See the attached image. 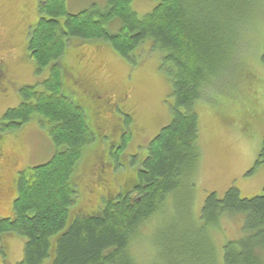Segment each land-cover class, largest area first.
Masks as SVG:
<instances>
[{
  "label": "trees",
  "instance_id": "trees-1",
  "mask_svg": "<svg viewBox=\"0 0 264 264\" xmlns=\"http://www.w3.org/2000/svg\"><path fill=\"white\" fill-rule=\"evenodd\" d=\"M131 1L105 0L102 9L92 4L77 13L67 11L65 0L37 1L27 54L37 73L48 68L47 76L40 87H18L20 102L2 114L0 134L36 119L56 150L46 162L18 171L11 214L0 215V238L12 233L24 239L15 264H135L131 246L140 238L142 224L163 211L170 195L175 200L194 188L201 156L194 103L234 54L238 29L246 26V16L254 18L255 0H157L141 17ZM115 22L113 32L109 25ZM71 39L103 41L123 58L151 41L162 53L174 99L170 121L147 143L139 161L138 185L133 187L137 195L103 196L96 210L74 215L78 195L73 173L94 136L82 109L63 90L59 61ZM109 159L115 166L117 154ZM262 163L264 134L246 174ZM224 215L242 216V234L223 245L222 264H264V186L258 194L243 196L234 185L222 197L206 195L200 213L201 248L197 241L182 251L175 248L169 264H217L206 228L216 227Z\"/></svg>",
  "mask_w": 264,
  "mask_h": 264
},
{
  "label": "rangeland",
  "instance_id": "rangeland-1",
  "mask_svg": "<svg viewBox=\"0 0 264 264\" xmlns=\"http://www.w3.org/2000/svg\"><path fill=\"white\" fill-rule=\"evenodd\" d=\"M37 1L0 0V68L6 81L5 89L0 87V119L8 108L19 104V86L40 87L47 76L48 68L37 73L27 54L28 32L37 19ZM65 3L69 13L92 4L99 9L105 6V0ZM156 3L132 0L131 7L141 17ZM255 3L254 18L246 16V26L238 29L234 54L194 103L201 154L194 188L189 194L182 191L176 201L170 195L163 211L142 224L141 236L131 246L135 264H169V253L175 248L184 250L188 242L197 241L201 248L200 213L208 193L222 197L234 185L243 196H250L264 186V163L246 174L254 166L264 134V0ZM116 27V22L109 25L113 32ZM161 56L149 40L139 44L129 58L121 57L103 41H69L59 61L63 90L82 109L94 136L73 173L78 197L72 215L94 211L103 196L114 194L119 187L129 188L136 180V167L147 143L170 121L174 99ZM121 127L129 136L123 149L118 137ZM55 150L36 119L0 134V215L11 214L18 171L46 162ZM115 154L118 160L111 166L109 157ZM241 224V215H224L216 227L206 228L217 264H222L223 245L242 234ZM23 241L15 234H3L0 249L4 250L5 264L21 259Z\"/></svg>",
  "mask_w": 264,
  "mask_h": 264
},
{
  "label": "flooded vegetation",
  "instance_id": "flooded-vegetation-1",
  "mask_svg": "<svg viewBox=\"0 0 264 264\" xmlns=\"http://www.w3.org/2000/svg\"><path fill=\"white\" fill-rule=\"evenodd\" d=\"M2 70H1V68H0V87L4 90L5 89V87H4V83L6 82H4V80H3V75H2ZM129 114L127 113V116H128ZM130 118L131 117H129L128 116V120H130ZM127 120V119H126ZM121 132V133H120ZM119 143H120V145H121V147H122V145L125 143V145H127V136L128 135H126V133H128V130H127V132H126V130H125V128H120L119 129ZM129 137V136H128ZM136 151V150H135ZM141 168H138L137 170H136V173H138V170H140ZM136 176H137V174H136ZM138 185V180H137V177H136V180H135V182L129 187V188H126V189H123L122 187H119V190H117L114 194H112L113 196H115V195H117V194H125V195H127V194H132V195H137V193L135 192V190L133 189V187H135V186H137ZM111 195V194H110Z\"/></svg>",
  "mask_w": 264,
  "mask_h": 264
}]
</instances>
